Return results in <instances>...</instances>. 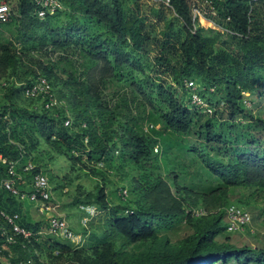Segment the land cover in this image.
Masks as SVG:
<instances>
[{
  "label": "trees",
  "instance_id": "16d2710c",
  "mask_svg": "<svg viewBox=\"0 0 264 264\" xmlns=\"http://www.w3.org/2000/svg\"><path fill=\"white\" fill-rule=\"evenodd\" d=\"M6 1L12 14L0 22V154L18 163L23 192L47 170L40 149L68 161L76 178L96 179L94 190L78 186L76 203L108 211V230L120 239L96 246L59 239L47 233L45 217L27 219L24 200L0 186V207L19 214L33 234L4 251L0 221V250L14 264H264V246L232 242L226 212L264 191V117L245 104H264V0H215L213 21L229 32L203 22L195 34L199 0H171L170 7L154 0L152 21L140 0H60L63 10L44 19L36 0ZM39 78L60 105L46 109L48 98L26 96ZM186 80L213 114L191 106ZM176 150L200 159L189 184V173L171 164ZM29 162L35 169L26 173ZM114 176L130 188L122 187L128 198L120 192L118 205ZM6 178L0 162V181ZM238 190L251 194L234 201ZM197 209L206 214L194 216Z\"/></svg>",
  "mask_w": 264,
  "mask_h": 264
},
{
  "label": "built area",
  "instance_id": "2783aa9c",
  "mask_svg": "<svg viewBox=\"0 0 264 264\" xmlns=\"http://www.w3.org/2000/svg\"><path fill=\"white\" fill-rule=\"evenodd\" d=\"M198 4L193 7V30L195 34L200 27V23L207 22L215 27H218L220 30L229 32L225 28H222L220 25H217L213 21L214 17L218 16L215 7V0H199ZM38 5L37 16L40 19H44L48 14L54 15L58 11L63 10V5L60 0H36ZM171 0H165L164 4L167 7H170ZM12 11L6 0H0V22H7L10 20ZM239 37H242L240 34H234ZM185 88L191 94V106L194 109L199 110L205 114H213V108L209 103L204 100L197 92L198 86L193 80L185 81ZM26 96L29 98L35 99L43 97L44 99L48 98L49 101L46 103L45 108L51 109L54 106L60 105L55 96L52 93V86L45 78H39L35 84L26 89ZM64 104V102H62ZM246 106L250 107L251 104ZM65 126L70 127L72 125L71 119L65 121ZM88 142V140H86ZM0 162L6 166L8 178L0 182V186L5 190L12 193L14 196L20 198L21 200H28L31 203L35 204L38 213L45 217L48 221L47 233L53 236L58 237L64 241H69L74 243L76 246H82L84 243L83 237L76 234L70 224L68 219L61 214V204L54 197L53 189L49 180V177L43 173H38L33 177L32 189L29 192H23L19 187L25 185L26 181L24 176L17 172L18 163L10 161L4 158L0 154ZM35 169V165L29 162L24 168V172L30 173ZM121 195L123 199L128 198V192L122 191ZM79 212L82 214L81 224L84 228H88L91 221L98 217L100 211L96 205L82 204L79 206ZM227 216L229 219L228 232L236 233L244 231V227L249 225L252 221L251 214L245 210V208L238 205L232 204L227 207ZM126 213H129L127 211ZM194 216L200 217L206 214L204 209H197L193 211ZM20 215L19 214H10L6 210L0 207V221L6 223L5 227L1 228L2 234L6 237V243L3 247V250H9L8 247L16 245L18 239L22 238L24 240L29 239L33 236L32 232L26 230L19 225ZM23 248H26L23 245ZM3 250H0V264H2L1 258L4 254ZM8 263L14 264L12 260L14 256L9 253ZM19 264H24L20 262ZM29 264H35L33 261H29ZM75 264V263H72Z\"/></svg>",
  "mask_w": 264,
  "mask_h": 264
},
{
  "label": "rangeland",
  "instance_id": "374dc122",
  "mask_svg": "<svg viewBox=\"0 0 264 264\" xmlns=\"http://www.w3.org/2000/svg\"><path fill=\"white\" fill-rule=\"evenodd\" d=\"M13 0H10V3L12 4ZM140 6L143 9L144 15L148 16V18L152 21L154 20V16L152 15V9L154 7H158V5L155 3L154 0H140ZM172 14L168 11H166V16L170 17ZM172 17V16H171ZM174 19V18H172ZM176 28H180L181 24L174 20ZM206 28H209L208 25H205ZM157 55V52H152L150 55L152 61L154 60L155 56ZM58 54L53 56V59H57ZM165 79V77H164ZM4 104V98L3 93L0 91V106ZM247 104H251L249 107L251 110H253L255 113H260L261 116L264 117V104H260L258 100H255L252 98L250 101L247 99ZM194 141H198L196 138H192ZM40 152V158H41V166L44 168H47L45 170V174L50 179V174L57 177L55 181L52 183L51 186L53 188L54 197L57 198V200L61 204V212L68 214L67 216L72 218L71 222L73 224V230L76 232V234L80 235L84 239L83 245L86 246H96L101 244L104 240L106 241H118L120 239V236L113 232L108 230L107 225V218L109 217L108 211H100L98 217L91 221L88 229H86V233H84L85 230L81 228V226L78 224L79 219H81L82 214L79 212V205L76 203L77 199V193H78V186L81 185L83 187H86L89 190H94L96 186V179L92 177L83 176L82 173L80 178H76L78 174L72 173L70 171V163L62 158H54L51 154L48 153H42L41 149ZM171 164L174 165V169L178 172L182 173H189V176H187L188 184L191 181L195 180L196 172L198 167H200V159L193 153L188 151H179L176 150L171 155ZM34 165H36L34 163ZM200 169V168H199ZM183 176V174H182ZM65 177H70L72 179L65 180ZM200 177L203 179L206 178V174L201 171ZM69 179V178H68ZM114 181H116V186L118 188L117 193H112L111 198L113 205H118L121 202V197L119 196L120 192L122 193V187H126L128 191H130L129 184L127 180H124L123 182L119 181L117 176H114L112 178ZM64 186V188H61L60 186ZM61 188V189H60ZM112 187H109L108 190L112 189ZM56 189L58 191H56ZM62 192V194H61ZM235 199L246 198L251 192H246V196H243L241 194V191H236L235 193ZM256 200H251L254 202H251L249 205H242L241 207L245 208L251 216L252 221L251 223L246 227V229L242 232H236L233 234H229L232 238V242L236 245H242V244H250L253 247H262L264 246V191H260L258 196L255 198ZM27 202V200H26ZM29 202V201H28ZM36 218H41L38 214L35 215ZM74 220L77 221V223L74 222ZM90 232L91 236L87 234Z\"/></svg>",
  "mask_w": 264,
  "mask_h": 264
},
{
  "label": "crops",
  "instance_id": "0c3cea01",
  "mask_svg": "<svg viewBox=\"0 0 264 264\" xmlns=\"http://www.w3.org/2000/svg\"><path fill=\"white\" fill-rule=\"evenodd\" d=\"M25 179V178H24ZM4 180V179H3ZM2 181V180H1ZM0 181V182H1ZM25 181H26V183H27V180L25 179ZM30 191H31V186H30ZM61 214H63L67 219H68V221H69V224H70V226L73 228V224H72V222H71V220H72V218H71V216L70 217H68L67 215L68 214H65V213H63V212H60ZM36 214H38L40 217H42L39 213H38V211H37V208H36V206H35V204H33V203H31L30 201L28 202V200H27V202H26V200H24V215L26 216V218L27 219H29V218H31L32 220H38L39 219V217L38 218H36L35 217V215ZM81 214V213H80ZM81 218H82V216H81ZM95 220V219H94ZM93 220V221H94ZM74 222L75 223H77V221L76 220H74ZM78 224L81 226V228H83V230H86L83 226H82V224H81V219H79V222H78ZM88 229V228H87ZM75 232V231H74ZM76 233V232H75ZM88 235L90 234V232H88L87 233ZM91 236V234L89 235V237ZM7 251V250H6ZM13 255V254H12ZM1 261H2V264H7L8 263V256H6V254L5 255H3L2 256V258H1Z\"/></svg>",
  "mask_w": 264,
  "mask_h": 264
},
{
  "label": "clouds",
  "instance_id": "9594fccd",
  "mask_svg": "<svg viewBox=\"0 0 264 264\" xmlns=\"http://www.w3.org/2000/svg\"><path fill=\"white\" fill-rule=\"evenodd\" d=\"M241 207V206H240ZM252 217V216H251Z\"/></svg>",
  "mask_w": 264,
  "mask_h": 264
}]
</instances>
